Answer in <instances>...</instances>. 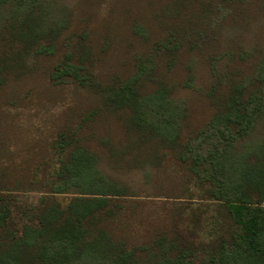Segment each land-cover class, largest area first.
Wrapping results in <instances>:
<instances>
[{"label":"trees","instance_id":"trees-1","mask_svg":"<svg viewBox=\"0 0 264 264\" xmlns=\"http://www.w3.org/2000/svg\"><path fill=\"white\" fill-rule=\"evenodd\" d=\"M244 1L0 0V93L25 96L0 120V264H264V45L247 70L216 29Z\"/></svg>","mask_w":264,"mask_h":264},{"label":"rangeland","instance_id":"rangeland-1","mask_svg":"<svg viewBox=\"0 0 264 264\" xmlns=\"http://www.w3.org/2000/svg\"><path fill=\"white\" fill-rule=\"evenodd\" d=\"M69 4H74L77 7V3H80V0H65ZM235 8H239V11L243 12V17L238 15L237 17L228 19L226 24H219L216 26L218 32L221 33V38L219 40V51H224L227 49H237V47H241V49L249 51L250 55L248 56V64L244 66L247 70L252 68L255 62L257 61L256 56L252 55L253 51L259 47H263L264 45V6L263 2L260 0H246L243 3H238L234 5ZM249 11V12H245ZM212 15L215 13L211 12ZM259 18V19H257ZM232 23V24H231ZM231 24V25H229ZM227 46H232V48H226ZM214 49V48H213ZM196 53H191L193 58L196 59V79L195 84L198 86H203L206 82L212 78L210 69L208 65L205 63L204 57L201 53H199L198 49ZM203 51L205 53H210L206 50L203 45ZM228 52L229 51H225ZM227 55L224 56V61H227ZM181 96L188 99V103L184 106L188 109L189 114L188 117L192 120L194 124H199L203 122L204 119H207L211 114V109L209 104L202 97H198L195 92L182 90L180 91ZM198 99H196V98ZM195 100L193 101V99ZM25 96L24 90H21L20 87L14 88L11 91L0 93V120H2L5 116L8 115V111L10 109V105L12 104H25ZM14 109V107H12ZM12 111L10 110L11 114ZM7 129V128H6ZM14 131L8 129V132L4 136L5 141H9V144L12 143L11 139L13 138ZM13 147V146H12ZM172 167L161 172L159 175L166 178L164 179V184L170 185L172 182L177 180V172H176V163H171ZM172 170V171H171ZM110 171V170H109ZM111 174L113 171H110ZM142 173L133 172L130 174L129 178H136L137 180L142 179ZM128 178V179H129ZM133 182V181H131ZM40 196L39 191H23L21 192V197L28 202L37 201ZM144 210V209H143ZM146 214L151 215V213H155V208H145Z\"/></svg>","mask_w":264,"mask_h":264}]
</instances>
